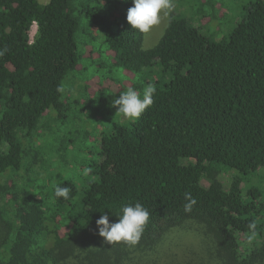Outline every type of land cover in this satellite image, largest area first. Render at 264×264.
Returning a JSON list of instances; mask_svg holds the SVG:
<instances>
[{
    "label": "trees",
    "instance_id": "16d2710c",
    "mask_svg": "<svg viewBox=\"0 0 264 264\" xmlns=\"http://www.w3.org/2000/svg\"><path fill=\"white\" fill-rule=\"evenodd\" d=\"M174 1L181 11L145 50L126 20L131 0H0V264H127L122 255L186 223L210 242L194 264H264V194L246 180L264 170V0L242 4L218 40L206 29L228 0ZM99 37L111 68L144 82L141 96L156 86L136 121L100 115L116 112L120 90L107 83L93 95L77 85L73 96L80 50L102 69ZM221 171L231 173L227 189ZM57 186L71 198H56ZM137 202L150 213L140 240L107 244L96 221L115 223Z\"/></svg>",
    "mask_w": 264,
    "mask_h": 264
},
{
    "label": "rangeland",
    "instance_id": "374dc122",
    "mask_svg": "<svg viewBox=\"0 0 264 264\" xmlns=\"http://www.w3.org/2000/svg\"><path fill=\"white\" fill-rule=\"evenodd\" d=\"M38 1L40 4L44 5L48 0ZM228 1L230 2V10H228L227 15H224L220 18L218 17V21L215 20L213 24H211L210 26L208 25V29H206L208 30L207 33H213V35L215 36V40H218V38H220L225 31L228 30L227 32H229L230 29H232L237 24V22L240 21L243 14V12L241 11V5L246 3L247 0ZM172 3L174 7L171 14L169 16H162L161 23L159 25L154 26L149 32L143 33V49L146 50L152 48L160 39L168 18L171 15H177L176 13H179V11H181V9L178 7V2L172 0ZM223 26L227 27V30L221 28ZM35 31L36 26L32 25L29 31L30 41H32ZM96 40L98 44L95 45L96 51L94 52L93 61L95 65H100L102 69L99 71V75H97V68L90 65L91 62L89 60H86V55L83 54V50H80L79 54L81 55V60L78 66L81 67L82 70L81 72H77V79H79L80 81L75 80V87H72V91H74V97L79 99L82 92V88H78L77 85H83V87H87L88 93H90V95H93L99 89L98 84L102 83H107V87L110 86L113 92H117L120 90L119 94L127 90L128 88L135 89L134 87L136 85L141 86L144 84L143 81H137V76L133 74H129L128 72L123 71L119 68H111L107 48L102 44V40L100 37ZM67 82V79L63 82V93L66 91ZM135 90L137 92L139 91L138 89ZM100 115H110V117L115 119L116 121L121 117L115 111L109 110L108 107H105ZM78 124L80 123L78 122ZM72 128H74V126L67 127L68 130H72ZM96 128L98 129L99 127ZM74 129H77V125ZM87 131H90V129H87ZM92 137L93 136H91V133H89L87 139L90 140L92 139ZM92 149H90V151H93ZM71 173L72 172L68 171L65 176H71ZM230 176L231 173L222 171L218 175V180L222 183L225 189L228 188ZM246 180L248 182L252 181V185L259 188L264 194V170L253 175H249L248 177H246ZM200 184L203 187H207L209 181L206 179H202ZM244 184L245 183L241 185L242 188H244ZM201 233L202 230L199 226L193 223H186L179 228L171 230L162 238V240L157 245L152 247L150 250H145L140 253H132L129 255L124 254L121 256V259L123 260V258H126V256H128V258H126L127 264H194L195 262H197V260H199V257H204L206 254L207 257L209 256V251L206 250L209 247L208 243L210 242ZM206 264L211 263L207 262Z\"/></svg>",
    "mask_w": 264,
    "mask_h": 264
},
{
    "label": "clouds",
    "instance_id": "9594fccd",
    "mask_svg": "<svg viewBox=\"0 0 264 264\" xmlns=\"http://www.w3.org/2000/svg\"><path fill=\"white\" fill-rule=\"evenodd\" d=\"M132 7L127 10L126 20L132 30L141 33L149 32L154 26L161 23L162 16H169L173 11L172 0H131ZM7 49L0 50V57L4 56ZM157 89L148 83L143 89L142 96L133 88L123 91L113 101L112 107L116 113L121 114L129 121L138 120L143 113L154 103ZM72 189L68 186H57L54 189L56 198L68 200L71 198ZM186 203L183 205L185 212H191L197 201L190 192L184 194ZM150 221V213L141 203L125 205L122 214L115 223L109 222V215L102 214L96 221L98 235L107 244L125 243L135 245L141 238Z\"/></svg>",
    "mask_w": 264,
    "mask_h": 264
}]
</instances>
